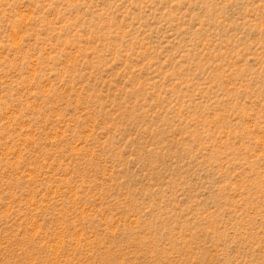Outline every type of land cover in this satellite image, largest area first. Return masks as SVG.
<instances>
[{"label":"rangeland","instance_id":"1","mask_svg":"<svg viewBox=\"0 0 264 264\" xmlns=\"http://www.w3.org/2000/svg\"><path fill=\"white\" fill-rule=\"evenodd\" d=\"M0 264H264V0H0Z\"/></svg>","mask_w":264,"mask_h":264}]
</instances>
